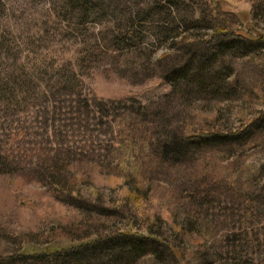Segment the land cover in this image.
<instances>
[{"label":"rangeland","instance_id":"1","mask_svg":"<svg viewBox=\"0 0 264 264\" xmlns=\"http://www.w3.org/2000/svg\"><path fill=\"white\" fill-rule=\"evenodd\" d=\"M91 1L92 13L88 0H0V260L141 235L177 245L175 258L152 252L126 263L130 247L117 242L70 264H264V127L244 140L264 110L263 50L244 58V41L232 44L215 66L220 81L183 82L174 95L162 67L140 65L188 68L189 49L172 48L146 24L138 25L143 41L156 48L144 59L105 46L148 0ZM219 2L238 17L237 35H264L250 0ZM200 38L186 42L205 38L195 42L203 52L209 37ZM140 105L154 138L136 140L118 166L115 108ZM181 128L209 139L177 142ZM168 137L182 153L164 155L152 142Z\"/></svg>","mask_w":264,"mask_h":264},{"label":"trees","instance_id":"2","mask_svg":"<svg viewBox=\"0 0 264 264\" xmlns=\"http://www.w3.org/2000/svg\"><path fill=\"white\" fill-rule=\"evenodd\" d=\"M250 1L252 2V17H263L264 0ZM99 4H101V0ZM84 6H86L85 10H88V13L95 12V7H97L95 3H92L91 0H88V3H85ZM140 10L144 12H138L136 16L133 15V17L126 19V22L122 24L125 25L126 32L123 36L119 37L116 40V44L105 46H113L115 47L116 51L125 50V52L122 51L121 53H124L126 56L133 55V58H135V60H138L139 58H141L140 60L144 59L146 57V54L148 53V50L156 48L154 43L150 44L143 41V34L145 32L139 29L138 25L145 26L146 24V26L151 27L153 32L155 31V34L152 33L153 36L165 38L166 41H169L171 45H173L172 48H176L177 50L189 49V51L191 52H189V54L191 56L188 55L190 56V58L187 60L188 68L183 67V64L179 67L173 68L169 63L163 62V59H157L155 63H152L153 61H151L147 62V64L141 63L140 65H147L150 70L154 69L153 65H157L159 66V68L162 67L161 75L163 76V79H165L173 88L172 91L174 95H179V93L183 91L181 89L183 82L185 84L187 82L191 83V85L202 89L208 83H210L209 86H212L211 81L219 80L218 78H221V72L215 73V66H218V63H220V61L223 60L225 56L227 57V55L221 54V51L227 50L230 46H232V44L237 45L244 41V51L239 50L240 52H244V58L248 56L250 58V55L253 54V52L256 50H263L261 56L263 57L262 62L264 67V35L259 34L255 39H249L247 37H244L243 39V37L237 35L236 26H238L239 22L238 17L232 13L224 12L222 10V7L220 6L219 0H148L143 8L140 7ZM132 31H135L133 35ZM182 35L185 36L182 37ZM195 36L201 37L200 39H202L203 37H209L207 44L206 42H203L205 45H207V48L204 49L205 52H200V49H198L199 45H196L195 43L196 41L201 40L194 39L192 43L186 42L188 41L186 39L191 37L195 38ZM245 38L252 40L253 42H250ZM204 39L202 41H204ZM101 40L102 39H99V45L103 46L104 43H102ZM152 40L154 42V39ZM194 49H197L200 53L196 54V52H194ZM215 49H217V52H215ZM233 50L237 51V48ZM199 57L201 58L198 59ZM142 68H144L143 72L145 73V66ZM222 83H225L224 80L222 81ZM98 106L99 105H96V107ZM148 108L149 107H142L141 105L138 106V109H131L130 106L115 108L113 129L111 131L113 138L111 140L113 141L112 143L114 150L117 153V159L119 158L118 162H120V159L122 160L120 164L118 163V166H122L126 150H132V146L136 143V140L143 144L145 141V144H148L154 138L156 130H153V128L150 129L149 125L151 123L148 118H145L142 113L144 109L147 110ZM98 109L102 112L104 109V105L99 106ZM95 114L96 113H94V115ZM249 124V129L244 128V135H246V137H244V140L247 138V136L252 137L253 135H256L257 132L260 131L262 127H264V110L259 112L257 117L251 120ZM179 131L181 132V134L172 135V137L175 136L176 141L179 139L178 141L198 143L200 146L205 139H209V136H207L208 133H200L192 136H187L184 134L183 128L179 129ZM241 135L243 134L238 133L232 135V137L242 138ZM166 138H164L162 141L154 139L152 142L157 140L161 153L164 155H171L172 153H182V150L178 146H176L178 144H174L176 141H170L172 139L169 137L166 141ZM140 139H142V142ZM180 147H183V152L189 148L181 145ZM94 158H97L93 159L94 161L99 159L98 156H94ZM117 234L119 235L120 233ZM110 239L111 238L102 241L98 238L93 242L86 243L78 248L70 250L56 251L51 253H38L27 256L8 257L5 259H1L0 264H70V262L81 263L80 261L87 258L84 256H91V258L98 257L97 253H100L101 248L105 247L106 244L109 245L108 248L113 247V249H110V252L113 251L119 246L117 242L124 243V246L121 247V250L123 252L125 251V248L127 246L130 247L127 252H124L127 254V256H130L129 258H126L130 262L126 261V263H132L134 262V260L140 258L141 256L143 257L146 254L152 252V254L156 256V258H163V256L175 258L173 247L179 248L177 245L169 243L167 240H165L164 238L162 239L161 237L151 238L141 235H120L118 237H113L111 240ZM105 253L106 252H104L102 256H110V254ZM99 255L101 256V254ZM159 255L160 257H158ZM119 261H121V259L119 260L116 258H112V260H110L108 264H120L121 262Z\"/></svg>","mask_w":264,"mask_h":264}]
</instances>
